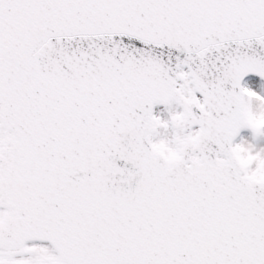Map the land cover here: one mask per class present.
Instances as JSON below:
<instances>
[{"label":"snow or ice","instance_id":"6c2138e0","mask_svg":"<svg viewBox=\"0 0 264 264\" xmlns=\"http://www.w3.org/2000/svg\"><path fill=\"white\" fill-rule=\"evenodd\" d=\"M0 264H264V0H0Z\"/></svg>","mask_w":264,"mask_h":264}]
</instances>
